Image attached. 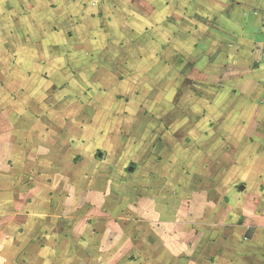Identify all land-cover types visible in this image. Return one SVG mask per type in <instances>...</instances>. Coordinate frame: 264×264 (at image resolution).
Listing matches in <instances>:
<instances>
[{
  "label": "crops",
  "instance_id": "obj_1",
  "mask_svg": "<svg viewBox=\"0 0 264 264\" xmlns=\"http://www.w3.org/2000/svg\"><path fill=\"white\" fill-rule=\"evenodd\" d=\"M134 52L143 57L137 62L147 68L140 74L148 85L131 70ZM152 52L160 54L153 65ZM163 62L171 64L167 71ZM143 86L163 103L150 109L158 119L145 127L144 156L138 161L160 166L173 162L181 147L223 143L229 150L224 160L247 163L246 155L236 159L232 153L255 141L256 171L264 185V0H0V264H131V258L123 260L119 243L125 241L130 251L142 241L144 247L136 249L141 254L155 241L119 239L122 209L108 198L105 205L88 206L82 199L88 191L78 189L77 203L71 170L64 166L72 163L73 149L86 154L81 168L90 161L85 136L74 142L66 136L73 124L80 133L86 130L83 111L106 112L114 115L108 124L129 127L131 102ZM105 99L118 103L119 110ZM106 158L99 151L93 160ZM109 159L117 165L129 157ZM128 169L124 173L134 181L139 168ZM92 192L99 201L108 195L100 188ZM259 194L256 216L264 218V191ZM151 197L146 196L145 211L157 205ZM175 201L155 209L158 216L172 210L181 227L176 239H159L168 259L264 264L263 221L252 237L245 230L246 242L239 229L233 238L214 239L208 234L210 215L202 223L198 219L195 229L181 225L178 216L186 211ZM89 212H95L91 224Z\"/></svg>",
  "mask_w": 264,
  "mask_h": 264
},
{
  "label": "rangeland",
  "instance_id": "obj_2",
  "mask_svg": "<svg viewBox=\"0 0 264 264\" xmlns=\"http://www.w3.org/2000/svg\"><path fill=\"white\" fill-rule=\"evenodd\" d=\"M150 54L151 65H153V62L159 59L160 54L154 52ZM145 56L147 55L145 54ZM141 59H143L142 55L141 57L137 53L131 55V60L136 62V67L133 65L131 70H133L135 77H138V80L148 85L147 80L140 74L147 70L146 67L144 68L145 65L138 64L137 61ZM170 65L169 62H163V70L167 71ZM159 71L160 69L158 68L157 74ZM168 89L170 90L171 88L168 86ZM103 101L105 104L111 105V99ZM170 102L174 103L175 101L170 100ZM131 103V108L133 109H131V125L129 127H124L121 123H115L114 127L108 124L111 123L114 115L112 117L106 112L100 113L98 110L91 111L90 109L87 112L83 111L82 120L86 121V130L80 133L79 126L73 124L72 132H66V136H70L73 142L74 140H79V137L85 136V140L88 143L86 151H89L88 157L90 158L88 163H93V165L87 163L81 168V163L79 162H83L86 154H79L75 149H73L72 163L64 165L67 170H71L72 194L74 192L77 193V195H73V200L75 199L78 203L81 199L77 189L86 193L88 191L90 194L95 188H100L107 192L108 195L102 196V201H99V197L92 195L93 192L90 195L83 196L82 199H86L85 201H87L88 206L95 205L97 201L100 203L104 200L107 201L108 198L110 204H114V206L122 209L119 212L118 218L120 219V227H118L119 239H130V237L131 239H155L152 244L147 242L148 245L144 251L142 248L143 253L141 254L136 249L139 247V244H141V247H144L142 241L137 242L136 245L133 244L134 247L131 246L130 251L124 249L126 247L125 241L122 244L119 243L117 245L118 250L122 256L124 255L122 252L125 253L123 260L131 258L133 261L131 264H176L174 260L168 259L163 248L161 249V241L159 242V239H176L177 228L181 227L176 226V218L173 217L175 213L172 210L169 209L167 215L158 216L155 214V209L159 210L160 207H165L166 203L170 206L171 204L175 206L176 198H178L177 203L179 202L178 204L186 211L184 215L182 212L178 216H181V218H178L181 225L185 223L188 227L192 225L195 229L197 228L196 221L198 219L202 223L210 215L213 224L208 226V234L211 236L215 235L214 239L233 238L234 232L239 229L241 239H244L243 241L246 242L245 230L247 228H249L248 237H252L255 233V227L264 223L263 216L258 218L256 216V203L257 199L260 198L259 190L264 191V185L262 184L261 176L256 171L255 158L260 153L254 147V145L256 146L255 141L251 143L248 140L249 142H245L244 145L237 149L233 148L235 151L232 153V156L235 154L236 159H239V156L242 157L240 159H243V155H246L247 163L227 162L223 156L229 150L225 149L223 143H220L218 146H214V143H212V145L206 144L204 146L200 144L189 150L181 147L178 150V154L174 155L173 162L160 166L154 164L148 167L147 163L138 161L140 157L144 156L143 143L141 142L144 139V135L147 134L144 131L145 127H148L150 122H155L158 119L157 114L150 112V109L159 107V104L162 105L163 102L161 103L158 94L152 97L149 96L147 88L143 86L141 94L134 96ZM119 106L118 103H114L110 107L119 110ZM143 110L144 112H141ZM118 113L120 114V111ZM119 114L116 115V120L120 117ZM118 128H120V131L116 132ZM128 128L129 130H127ZM108 129L114 130L109 131ZM116 143L119 146L121 143H124V146L115 148L112 144ZM139 143L141 144L138 145ZM126 144H131V147H125ZM99 151H103V155L107 156V158L100 161L96 160L95 162L93 158L97 157ZM170 152L168 155L171 154L172 156L173 150L171 148ZM174 153L176 152L174 151ZM116 154L126 158L129 157L128 162L117 165L108 164L110 161L109 156L115 157ZM170 157L168 158L169 161ZM131 165L139 168L134 178L132 177L134 181L129 180L124 173L129 172L128 168ZM110 166L113 167V170L110 169ZM176 172L178 173L176 174ZM149 173L151 174L150 177ZM241 185H244L242 189L240 188ZM174 190L178 192L176 196L173 193ZM111 192L115 194L110 195ZM164 192H167L168 195H165ZM150 194H152L151 203L153 205L156 203L157 205L153 206L152 210L148 206L145 211V207L143 208L145 199ZM168 197H173L172 201L170 199L166 201ZM103 203L105 205V202ZM194 205L196 208H194ZM94 216L95 212L88 213L89 224L94 223ZM129 216H131V221L128 219ZM168 216H171L170 220L173 222L168 223ZM159 220L164 221L162 227H159ZM262 221L263 223H260ZM238 224H242V226ZM110 228L109 226L108 229ZM200 228V231H207L202 224ZM94 229V233L100 232L99 229ZM82 237H87V234H83ZM115 238L116 236L114 235ZM239 247V243L237 246L234 245L233 252L238 251ZM221 249L224 251V248ZM150 253L155 258H150ZM163 254L166 255L165 259L162 257ZM95 262L93 264H103Z\"/></svg>",
  "mask_w": 264,
  "mask_h": 264
},
{
  "label": "water",
  "instance_id": "obj_3",
  "mask_svg": "<svg viewBox=\"0 0 264 264\" xmlns=\"http://www.w3.org/2000/svg\"><path fill=\"white\" fill-rule=\"evenodd\" d=\"M132 170H133V168H132ZM243 187H244V185H241V186H240L241 189H242Z\"/></svg>",
  "mask_w": 264,
  "mask_h": 264
}]
</instances>
